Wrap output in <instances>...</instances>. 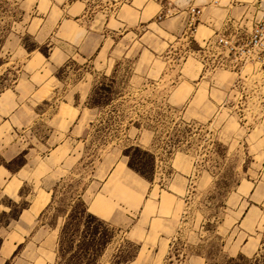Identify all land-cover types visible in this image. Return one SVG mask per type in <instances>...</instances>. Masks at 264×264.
Listing matches in <instances>:
<instances>
[{"label":"rangeland","instance_id":"374dc122","mask_svg":"<svg viewBox=\"0 0 264 264\" xmlns=\"http://www.w3.org/2000/svg\"><path fill=\"white\" fill-rule=\"evenodd\" d=\"M216 1L197 32L148 7L51 74V49L72 50L59 10L0 0V264H264V55L234 66L201 47L256 0ZM99 195L105 218L84 214Z\"/></svg>","mask_w":264,"mask_h":264},{"label":"crops","instance_id":"0c3cea01","mask_svg":"<svg viewBox=\"0 0 264 264\" xmlns=\"http://www.w3.org/2000/svg\"><path fill=\"white\" fill-rule=\"evenodd\" d=\"M127 1L130 2L125 3L126 2L125 0H97L98 2L97 4L100 7V10L98 11V14L95 16L94 21L91 23V25L94 26L93 28L88 25L87 26L84 25V21L87 15L89 14V12L91 11V8L94 7L93 4L94 0H49L50 6L47 11V17L51 15L54 6L60 12V17L58 20L59 25L55 33L57 41L65 44L66 46L71 45L72 50L69 51L67 50L66 47L63 50H59L57 48L51 49L50 56L44 58L43 66L49 63L51 66V74H52L53 71L52 69L62 66L69 59L74 58L76 55L84 60L90 59L93 55L99 53L100 49H102V47L107 42V37L104 34L105 29H110L113 31L128 30L129 28H133L135 26L145 23L146 21L143 20L144 12L148 7L151 8H155L157 6L160 7V10L156 15V17L159 15L161 11L167 9H170L171 11L174 12L175 15L178 16H182L184 13H186L187 15L183 17L181 20V23L186 26L190 17L189 10L191 7H198L200 9L201 13L199 18L200 20H203V18L206 17L205 11L208 10L210 6H213V0H211V2H209V0H127ZM247 1L249 0H241L242 3H245ZM136 2H138L143 6L140 7L136 5ZM37 6H39V2ZM113 7L114 8L117 7L119 9L117 16L114 19H112L109 16L104 19L103 17H106V15H108V13L112 10ZM125 7H128L132 10V14L134 16L133 19H129L126 15H124V17L119 16L120 13L122 14ZM137 13L139 14L137 15ZM222 16L225 17V15ZM152 19H154V17L150 18L148 21H151ZM65 26L67 27L71 26V28L69 29L75 30V32L72 34H68V31L64 29ZM203 27L209 33L208 30L209 28L206 26ZM204 29L202 31V34L203 36H207L208 33L205 34ZM49 37H46V41H49ZM28 57H29L28 63L30 62L35 63L36 60L43 61L41 57L35 54V52L30 53ZM60 57H61V63L56 64L55 60H57V58ZM50 78L51 75L49 79ZM53 94L54 92H51L49 98H51ZM65 105L67 106L68 104ZM62 112L64 115L72 114L73 119L77 115V112L73 111L70 107H64V110ZM58 158H59L58 154L57 155L55 154L53 156V160H58ZM165 201L167 203L166 205H169L170 203H172V198L170 196L167 197L165 196L164 202ZM36 204L37 203H34L31 209H33ZM44 207L45 206H43V208ZM88 207L89 210L91 211L97 210L95 211V213L98 216L105 218L106 215L105 212H107L108 210L110 211L111 205L104 197L99 195L96 196L94 201ZM118 214L119 213L116 212L113 215H111L112 219H116L117 217L122 218V216ZM7 246L8 245H6V247ZM6 247H4L3 251L6 250ZM15 247L16 245L12 248L14 249ZM13 249L11 250V252L13 251ZM165 249L166 246L164 247V251Z\"/></svg>","mask_w":264,"mask_h":264},{"label":"built area","instance_id":"2783aa9c","mask_svg":"<svg viewBox=\"0 0 264 264\" xmlns=\"http://www.w3.org/2000/svg\"><path fill=\"white\" fill-rule=\"evenodd\" d=\"M219 2L221 3L220 0L216 1V4ZM252 4L254 11H251V17L235 23L228 21L222 31L204 40V45H201L203 50L231 58L230 63L234 66L247 65L261 59L264 55V0H256ZM189 12L187 28L197 32L196 26L200 21L201 11L198 7H191ZM173 14V11L167 9L161 11L158 17L163 20Z\"/></svg>","mask_w":264,"mask_h":264},{"label":"bare ground","instance_id":"6f19581e","mask_svg":"<svg viewBox=\"0 0 264 264\" xmlns=\"http://www.w3.org/2000/svg\"><path fill=\"white\" fill-rule=\"evenodd\" d=\"M239 1V0H238ZM45 205V202H43V200H38L37 204L35 205V207L32 209V213L35 215H38V213L43 209V206ZM12 248L6 249L4 251V253L6 255L10 254Z\"/></svg>","mask_w":264,"mask_h":264},{"label":"trees","instance_id":"16d2710c","mask_svg":"<svg viewBox=\"0 0 264 264\" xmlns=\"http://www.w3.org/2000/svg\"><path fill=\"white\" fill-rule=\"evenodd\" d=\"M84 214H86V213H89V208H88V206H85V209H84ZM263 243H264V241H263ZM227 264H236V260L235 259H230L228 262H227Z\"/></svg>","mask_w":264,"mask_h":264}]
</instances>
